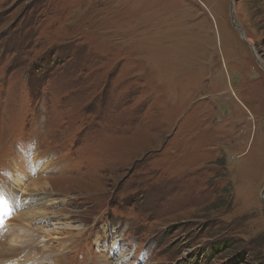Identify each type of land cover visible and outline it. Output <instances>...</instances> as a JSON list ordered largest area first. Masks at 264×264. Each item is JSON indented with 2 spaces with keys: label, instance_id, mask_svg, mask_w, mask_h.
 I'll use <instances>...</instances> for the list:
<instances>
[{
  "label": "rangeland",
  "instance_id": "rangeland-1",
  "mask_svg": "<svg viewBox=\"0 0 264 264\" xmlns=\"http://www.w3.org/2000/svg\"><path fill=\"white\" fill-rule=\"evenodd\" d=\"M263 182L264 0H0L7 264H264Z\"/></svg>",
  "mask_w": 264,
  "mask_h": 264
},
{
  "label": "bare ground",
  "instance_id": "bare-ground-1",
  "mask_svg": "<svg viewBox=\"0 0 264 264\" xmlns=\"http://www.w3.org/2000/svg\"><path fill=\"white\" fill-rule=\"evenodd\" d=\"M38 166V165H37ZM44 167V166H43ZM20 172V171H19ZM23 173V172H22ZM20 174V173H19ZM17 177H18V180L19 181H22V179H20L21 177H22V174L21 175H17ZM20 177V178H19ZM42 183V182H41ZM44 183V182H43ZM46 185H48V181L46 182ZM20 187V186H19ZM33 187H34V189H37L38 187H42V186H40V182L38 181V182H34V185H33ZM5 191H7V190H5V189H3L2 188V186L0 185V192H5ZM6 196H9V194H7ZM0 198H1V195H0ZM12 202H15L16 200L14 199V197H13V200H11ZM27 203V202H26ZM26 203L25 202H22V205H23V207H25L26 208ZM0 204H1V201H0ZM9 204H11V202H9ZM46 205V204H45ZM48 206H49V204H48ZM3 209V208H2ZM1 208H0V226H5V225H9L8 223L9 222H7V221H5V220H3V221H1V219H3L4 218V216H3V213L2 212H4L3 210H2ZM10 209V211L12 212V214H14V209H13V206L12 207H10L9 208ZM22 209V208H21ZM33 209V208H32ZM25 211L23 212L24 213V215L25 214H28V211H30V209L29 208H27V209H24ZM21 211V210H20ZM31 212V211H30ZM29 212V213H30ZM37 212V211H36ZM6 213V212H5ZM31 214V213H30ZM29 214V215H30ZM5 215V214H4ZM10 215V214H9ZM21 214H19L18 216H20ZM28 215V216H29ZM34 215H36V214H34ZM44 215V214H43ZM8 216V215H7ZM16 216V215H15ZM50 216V215H49ZM6 217V216H5ZM21 217H23V216H21ZM34 217V216H33ZM37 218V217H36ZM24 219V218H23ZM41 219V218H40ZM16 224L15 223H13V224H11V227H10V231L8 232L6 229H4L5 227H3V230H2V228L0 229V230H2L1 231V233H0V235L1 234H6L7 235V239L5 240V242L4 243H0V248H6L7 249V253L9 254V252H14L15 254H17V255H13L12 257H10V262L12 261V259L14 258V257H17L18 255L20 256V253H18V252H24L25 251V247H30V248H32V245L34 244V241L35 240H42L43 239V241H44V239L45 240H49V242H51V243H57V244H60V242H61V240L59 239L60 237H58V236H54V235H51L52 233H53V231L51 232L49 229L46 231V232H44V230H42L41 229V231L43 232L42 233V237L41 238H35V240H31V237H29L28 235H24V233L25 234H27L26 232H27V230H23V229H20V231L18 232L17 230H15L14 229V226H15ZM8 227V226H7ZM22 228V227H21ZM39 228V227H38ZM37 228V229H38ZM69 228V227H68ZM63 229V228H62ZM71 230V229H70ZM73 230V229H72ZM64 231H69V229H63V232ZM38 232V231H37ZM40 232V231H39ZM59 232V231H58ZM29 234H31V233H29ZM23 235V236H22ZM36 235V234H35ZM59 235V234H58ZM31 240V241H33L32 243H26L27 242V240ZM62 239H63V237H62ZM24 241H25V243H24ZM29 242V241H28ZM24 243V244H23ZM118 248V247H117ZM31 250V249H30ZM116 250V249H115ZM115 250L113 249V251L115 252ZM117 251V250H116ZM27 252H29L30 253V251H28L27 250ZM25 255V254H24ZM23 255V256H24ZM30 257H34V253H32V254H30L28 257H26L25 259H24V257H23V259H22V261H24V260H26V259H28L29 260V258ZM9 259V258H8ZM7 259V260H8ZM107 258H105V256L103 257V262H104V264H109L108 263V261L106 260ZM7 260H3V258L0 256V264H7V262H9V260L7 261ZM51 261L49 262V264H62V262H61V259L59 258V256H57V255H55V256H53L51 259H50ZM20 261V260H19ZM35 261H36V259H35ZM16 262V261H15ZM26 262V261H25ZM29 262V261H28ZM32 262V261H31Z\"/></svg>",
  "mask_w": 264,
  "mask_h": 264
},
{
  "label": "trees",
  "instance_id": "trees-1",
  "mask_svg": "<svg viewBox=\"0 0 264 264\" xmlns=\"http://www.w3.org/2000/svg\"><path fill=\"white\" fill-rule=\"evenodd\" d=\"M29 91H30V87H29ZM30 95L32 97L36 96L31 94V92ZM235 244H238L237 249H235ZM207 248L210 249V253L207 254V256H209V259L214 258L220 253L224 254L223 252H225L226 250L227 251L231 250L230 252L237 251L234 254L231 253L232 254L231 258L227 264H242L243 262H245L246 258L249 257L251 253L250 252L251 249L245 245L242 246L239 239L236 240L235 242L234 239L230 237H220V239L210 242L207 245Z\"/></svg>",
  "mask_w": 264,
  "mask_h": 264
},
{
  "label": "water",
  "instance_id": "water-1",
  "mask_svg": "<svg viewBox=\"0 0 264 264\" xmlns=\"http://www.w3.org/2000/svg\"><path fill=\"white\" fill-rule=\"evenodd\" d=\"M231 22H232V26H234V28L237 29V31H238L240 37L242 38V40H245V39H244V36H243V33H242V30H241L240 27L234 22V20H233L232 17H231ZM249 46H250V49H251L252 53L254 54V52H253V47H252L251 45H249ZM260 199H261L262 203L264 204V182H263L262 190H261V192H260Z\"/></svg>",
  "mask_w": 264,
  "mask_h": 264
}]
</instances>
